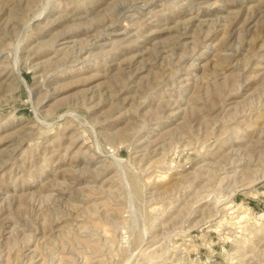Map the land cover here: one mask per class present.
<instances>
[{
  "label": "rangeland",
  "instance_id": "374dc122",
  "mask_svg": "<svg viewBox=\"0 0 264 264\" xmlns=\"http://www.w3.org/2000/svg\"><path fill=\"white\" fill-rule=\"evenodd\" d=\"M0 264H264V0H0Z\"/></svg>",
  "mask_w": 264,
  "mask_h": 264
},
{
  "label": "bare ground",
  "instance_id": "6f19581e",
  "mask_svg": "<svg viewBox=\"0 0 264 264\" xmlns=\"http://www.w3.org/2000/svg\"><path fill=\"white\" fill-rule=\"evenodd\" d=\"M262 215V214H261Z\"/></svg>",
  "mask_w": 264,
  "mask_h": 264
}]
</instances>
